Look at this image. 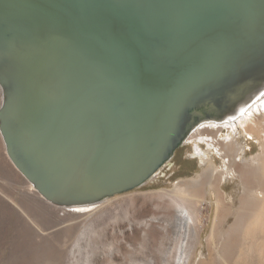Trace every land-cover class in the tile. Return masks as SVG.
Segmentation results:
<instances>
[{"label": "water", "instance_id": "water-1", "mask_svg": "<svg viewBox=\"0 0 264 264\" xmlns=\"http://www.w3.org/2000/svg\"><path fill=\"white\" fill-rule=\"evenodd\" d=\"M36 1L31 8L29 1L20 0L28 9L15 15V20L6 21V14L0 22V133L13 166L44 199L57 206L95 205L143 186L184 145L190 136L185 132L201 119L198 108L211 104L213 121H222L264 90V0ZM113 4L136 9L137 17L149 22V30L142 31L144 45L139 53L134 48L126 52L121 46L111 54L102 50L106 48L104 31L117 26L119 32L124 18L107 23L95 10L105 11ZM190 50L201 56L193 57L192 62L182 55L168 56ZM209 52L210 70L198 80L199 61ZM127 55L136 62H164L175 72L179 64V71L189 75L178 76L168 85L173 88L170 96L158 102L162 106L148 111L149 118L159 112L157 119L168 117L160 121L158 134L142 148L129 144L130 159L121 173L98 178L102 174L99 163L105 162L98 159L104 143L93 130L82 133L80 126L121 127L109 113L110 92L114 86V98L119 102V88H128L129 79L117 71ZM107 59L113 60L115 70L108 67ZM85 85L90 92L86 100L80 97ZM93 92L104 96L103 107L89 106ZM76 104L81 105L76 108ZM28 110L40 119L29 120L31 132L22 120ZM126 120H132L131 116H123L122 125ZM58 124L68 128V141L81 153L93 154L94 173L84 174L87 169L82 170V163H71L52 148H43L40 137L50 140L53 126ZM75 132L78 135L73 136ZM85 133H89L88 139ZM89 177L92 180H85Z\"/></svg>", "mask_w": 264, "mask_h": 264}, {"label": "bare ground", "instance_id": "bare-ground-1", "mask_svg": "<svg viewBox=\"0 0 264 264\" xmlns=\"http://www.w3.org/2000/svg\"><path fill=\"white\" fill-rule=\"evenodd\" d=\"M27 1L30 2L31 8L37 5L36 0ZM26 9H28L27 6L20 3V0H0V22L4 20L6 14L9 15L6 21L11 19L15 20V15ZM95 11L96 13L102 14L103 16L99 17L100 20L102 21L103 18L107 23L111 21L115 24L118 17L124 18V23L122 19L120 20L121 24L120 27H118L119 32L116 33L117 26H112L114 27L112 30L108 27V30L104 31V41L102 43L106 45V48H102V50L106 52V54H111L117 49V46L124 47L126 52L132 48L138 53L142 50L144 45L143 39H141L142 31L145 32L149 30V22L146 19L141 20L137 17L138 10L132 9L127 5L113 4L107 7L105 11ZM123 15H129V17L125 19ZM23 30L25 31L26 29ZM208 49H210V46ZM210 54L209 52L208 55H203L199 61L198 71L200 75L195 77L198 78V80L210 70V65H208L207 61ZM179 55L184 56L187 61H191L193 57L201 56L199 53L191 50L186 53L183 51L168 56L175 57ZM114 59L120 62V60H117L116 56H114ZM112 61V59H107L108 67L111 66L110 68L115 70L116 66H114ZM124 62L125 64L121 65L117 71L118 74L124 75V78L129 79V82L127 81L128 88H119L122 93V99L117 102L114 98V86L112 87L110 92L111 105L109 109V113L121 127L113 130L106 125L98 126L89 124V127L85 125L80 126L82 133L87 129L90 131L93 130L96 135L102 139L101 142L104 143V153L98 159L105 162L99 163L102 174L98 175V178H104L105 176L110 177L121 173L127 161L130 159L131 147L129 144L137 143V146L140 145L142 148L144 147V143H146L145 141L151 140L155 134H158L160 121H164V119L168 117L164 116L163 118L157 119V117L161 116L159 112L158 114H153L154 116L149 118L147 114L148 111L153 107L162 106L161 103H163L173 91L172 85L169 88L168 85L176 81L178 76L181 79L189 75L187 72L183 71L181 73L179 71V64L176 65L177 72H175L171 67L165 66L164 62H136V60L129 55L124 58ZM174 63H178V61ZM181 82L183 83L184 80ZM87 88V85L81 87V99H87V94L90 93ZM0 96L1 108L3 101L1 86ZM103 97L102 94L93 92L92 96L89 98V106L92 108L103 107L105 103ZM253 98L251 102L249 101L250 103L242 104V107L236 110L231 116L224 117L222 120L223 123L222 121H213L215 120V114L211 104L203 105L198 108V114H200L201 119L199 123L185 132V135L190 134V136L184 144L193 142L198 138L203 140V137H208L209 132H215L216 136L214 138L217 140L218 133L223 129H226L228 132L231 131V134H227L226 138L229 140L224 141L223 147L218 148L214 142L211 144L215 152L217 151L216 154L220 155L223 167L221 169L216 167L214 163L211 162V157H208V155L197 146L199 149H197L196 152L193 151L190 157L199 159L201 165L209 163L207 169L201 171L197 180L178 185L179 191L185 189L188 193L179 192L175 196L169 194L162 195L168 199V202H171L175 206V211L172 220L168 221V224L164 226L165 232L163 234L155 233L153 230L150 233V235L157 238L160 243L167 246L164 257L159 264H195L194 259L198 248L201 246L202 232L210 222L211 228L206 238L208 257L199 260L197 264H264V150L262 157H258L253 163H250L246 158H242L246 151L243 143L237 142L239 136H242L245 142L250 138H254L253 136L259 133L254 127L257 123L259 124V122L264 120V116H261L260 118H255L251 124H246V121L249 120L250 117L255 116V112L260 113L261 110L264 109V90L259 93V96L256 94ZM159 101H161V103H158ZM79 105L81 104H76V108H78ZM30 111L31 110H28L26 112L22 120L25 126H29L28 128L31 132L29 120L37 122L40 119L34 117L33 112ZM123 116H131L132 120H126L127 123L122 125L121 118ZM44 124L45 123H40L39 125L44 127ZM196 127L197 129L192 132V129ZM205 128L207 130L202 132ZM68 133V128H64L62 125L58 124L53 126L50 140L45 142L40 137L39 142H41L43 148H52L55 152H59L61 156L69 158L71 163H82L84 167L82 170L87 169L84 174L90 175L94 173V167L92 166L93 154L86 155L85 153H81L76 147V144L68 141ZM54 134L58 136L57 140L53 138ZM76 135L78 134L75 132L73 136ZM83 136L88 139L89 133H85ZM0 137L3 140L1 133ZM4 149L6 151L5 144ZM210 154H214L213 150ZM88 170L89 172H87ZM94 175L95 174H92L91 177ZM22 177L28 184L27 188L24 187L25 191L22 192L23 195H37V198L43 200L46 204L52 206V208L54 207L64 212L73 210L74 214L72 217L74 220H78L76 222L86 219L89 216V211L92 210L94 206V204L73 206L70 208L57 206L44 199L35 189L34 185L27 181L23 175ZM85 180L92 179L89 177V179ZM234 180L238 181L236 186H234L235 194L238 195L236 203H234L232 198L233 192H227L224 189L227 183H231ZM189 187L191 190H188ZM230 198L232 201H230ZM10 201L15 207L19 206L12 199H10ZM206 207H211L213 209L214 215L212 219H210L208 215H203V211ZM21 213L28 219L23 209ZM229 219H231V222L226 224ZM70 222L68 223L67 221V225L70 224ZM147 225V223L144 224V226ZM74 229L75 227L71 226V230L69 229L70 231L66 230V232H68L66 238L69 239L71 236L70 232ZM54 231L55 230L50 228L47 234L53 236L52 234ZM79 231L80 227L78 232ZM133 231L134 240H145L142 237L144 236L143 234H139L135 229ZM76 234L78 235V233ZM42 235L44 236V234ZM48 235L47 237H49ZM41 264H61V261L60 259L47 258L44 259Z\"/></svg>", "mask_w": 264, "mask_h": 264}, {"label": "rangeland", "instance_id": "rangeland-1", "mask_svg": "<svg viewBox=\"0 0 264 264\" xmlns=\"http://www.w3.org/2000/svg\"><path fill=\"white\" fill-rule=\"evenodd\" d=\"M261 116H264V109L260 113L255 112V116L250 117L246 124H251L255 118ZM254 129L260 133L253 136L254 138L246 142L242 136L237 138V142L243 143L246 149L242 158H246L250 163L262 157L264 120L257 123ZM206 130L205 128L202 132ZM229 133L231 134V131L223 129L218 133L216 140L214 138L216 133L209 132L208 137H203V140L198 138L184 144L176 150L174 158L161 168L152 180L139 188L95 204L89 211V216L79 222L73 219V210L64 212L52 208L37 198L36 194V196L23 195L24 187L27 188L28 184L6 156L4 143L0 137V228L2 229H0V264H41L47 258L60 259L61 264H159L167 246L150 233L153 230L155 233L163 234L164 226L172 220L175 211V206L162 195L175 196L179 192L188 193L185 189L179 191L178 185L197 180L201 171L207 169L209 163L201 165L199 159L190 157V154L199 148L211 157V162L216 167L221 169L223 164L220 155L216 154L217 151L215 152L211 144L214 142L218 148L223 147L224 141L229 140L226 138ZM212 150L213 155L210 154ZM236 183L238 181L234 180L224 186L227 192H233L234 203L238 197L235 194ZM188 190H191L190 187ZM8 197L20 208L15 207ZM21 208L30 220L22 215ZM203 215H208L212 219L214 211L211 207H206ZM67 221L68 223L71 221L70 224L67 225ZM230 222L231 219L226 224ZM145 223L148 225L144 226ZM71 226L75 229L70 232L71 236L68 239L66 230L70 231ZM50 228L56 231L53 232V236L47 234ZM210 228L211 222L202 232L201 246L194 259L195 264L208 257L206 238ZM134 229L139 234H143L145 240H134Z\"/></svg>", "mask_w": 264, "mask_h": 264}]
</instances>
